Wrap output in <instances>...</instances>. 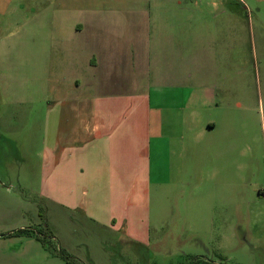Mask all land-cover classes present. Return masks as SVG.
Wrapping results in <instances>:
<instances>
[{"label": "crops", "instance_id": "1", "mask_svg": "<svg viewBox=\"0 0 264 264\" xmlns=\"http://www.w3.org/2000/svg\"><path fill=\"white\" fill-rule=\"evenodd\" d=\"M223 1L45 0L46 39L37 47L50 97L46 176L69 221L53 213V249L32 234H0V264L111 263L100 247L80 249L70 215L114 230L128 225L127 235L145 240L153 220L144 199L152 184L175 183L173 161L190 146L191 160L206 162L240 143L239 130L222 135L244 127L240 112L252 110L243 66L230 72L240 37L195 27L199 12ZM204 172L193 163L190 185Z\"/></svg>", "mask_w": 264, "mask_h": 264}, {"label": "rangeland", "instance_id": "2", "mask_svg": "<svg viewBox=\"0 0 264 264\" xmlns=\"http://www.w3.org/2000/svg\"><path fill=\"white\" fill-rule=\"evenodd\" d=\"M45 7V0H0L1 235L30 224L50 238L53 213L69 221L52 200L46 176L50 97L45 50L37 47L46 39ZM199 16L195 27L240 37L239 53L229 52L230 72L243 66L252 110L240 112L244 127L222 134L239 130L238 145L214 150L206 162H193L190 146L173 161L175 183L151 185L144 202L153 222L145 240L127 235L128 225L114 230L70 215L68 233L82 239L80 249L110 252L109 264H264V0H224ZM215 51L198 48L211 59ZM193 163L210 171L196 177L195 187Z\"/></svg>", "mask_w": 264, "mask_h": 264}, {"label": "trees", "instance_id": "3", "mask_svg": "<svg viewBox=\"0 0 264 264\" xmlns=\"http://www.w3.org/2000/svg\"><path fill=\"white\" fill-rule=\"evenodd\" d=\"M23 233L35 235L47 247L53 249L50 241L43 235V233L40 230H34V228L27 227V228H20V229H16V230H11L6 235H18V234H23Z\"/></svg>", "mask_w": 264, "mask_h": 264}]
</instances>
